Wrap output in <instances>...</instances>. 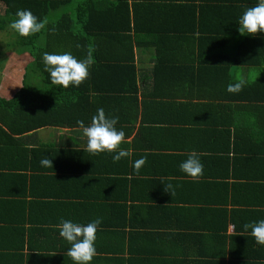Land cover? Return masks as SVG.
I'll return each instance as SVG.
<instances>
[{
    "label": "crops",
    "instance_id": "crops-1",
    "mask_svg": "<svg viewBox=\"0 0 264 264\" xmlns=\"http://www.w3.org/2000/svg\"><path fill=\"white\" fill-rule=\"evenodd\" d=\"M151 13L147 6L140 11L150 31L158 24ZM149 37L133 34L132 64L92 70L90 80L108 91L84 87L61 115L43 106L39 76L25 77L22 65L0 71V97L13 98L25 82L37 86L34 99L43 109L36 119L49 123L25 134V116L4 118L11 128L0 124V264H73L55 225L97 217L91 264H264V246L243 229L264 219V86L229 93L222 66L202 72L217 69L222 78L199 81L201 75L178 70L198 63L192 45L157 63V51L141 45ZM17 57L32 61L28 53ZM229 76L256 81L264 66H233ZM98 108L118 117L115 127L125 132L119 147L129 157L114 163V152L86 150L76 121L88 126ZM192 152L203 164L196 179L179 170ZM44 157L52 166H41ZM140 157L146 162L135 171ZM162 183L172 185L171 193Z\"/></svg>",
    "mask_w": 264,
    "mask_h": 264
},
{
    "label": "trees",
    "instance_id": "trees-1",
    "mask_svg": "<svg viewBox=\"0 0 264 264\" xmlns=\"http://www.w3.org/2000/svg\"><path fill=\"white\" fill-rule=\"evenodd\" d=\"M257 2L258 0H0L3 6V12L0 13V33L10 35L7 41L0 40V71L6 68L9 58L17 57L14 53L20 56L26 53L31 55L32 61L26 66L25 77H40L46 101L43 106L51 107L61 115L77 94L83 95L84 87L92 86L93 91H108L107 88L99 90L96 82L90 80L92 70L105 68L108 63L132 64L135 58L133 34H147L150 42L141 45L153 47L157 51V63L165 60L166 55L167 58L168 55L175 57V53H179L185 43L187 46L184 47L189 50L192 45V55L199 57L198 63L191 61L178 70L201 75L199 81L205 82L207 79L218 80L222 75L219 70L214 69L204 77L203 71L222 66L221 70L229 77L230 83H236L238 80L229 76L231 67L264 66V33L241 36L237 24L243 11ZM145 6L152 12L149 18H156L158 21L157 27L151 31L140 14ZM24 9L30 10L38 20L45 21V27L40 32L28 37L19 36L8 27L15 18L16 11ZM180 23H184L185 27H179ZM233 45L234 54L230 56L226 50ZM123 47L128 48V51H124ZM204 48H207L205 54ZM45 52H70L78 60L90 55L94 63L89 68L88 77L79 86L61 88L52 85L44 71L42 54ZM116 55L125 60H115ZM133 80H136L135 72ZM220 83L221 81L217 82L218 85ZM262 86L264 77L242 84V88L251 91ZM37 91L40 90H30L25 82L13 98L0 97V110L6 109V116H0V124L9 126L4 121L7 116L12 119L25 116L26 124L20 130L22 134L47 126L49 123L45 119L40 122L36 119L39 116L36 111L39 109L42 112L43 109L36 106L34 96ZM45 116L50 117L49 112ZM260 152L262 155L263 151Z\"/></svg>",
    "mask_w": 264,
    "mask_h": 264
},
{
    "label": "clouds",
    "instance_id": "clouds-1",
    "mask_svg": "<svg viewBox=\"0 0 264 264\" xmlns=\"http://www.w3.org/2000/svg\"><path fill=\"white\" fill-rule=\"evenodd\" d=\"M237 24L241 36H254L258 32L264 33V0H258L254 6L245 9L239 16ZM8 27L19 36L28 37L40 32L45 27V21L38 20L30 10H17L15 18ZM42 62L50 83L61 88H68L70 85L79 86L88 77L89 68L94 63L90 55L78 60L70 52L60 54L45 52L42 54ZM242 84L243 81L229 83L226 90L229 93H237L241 90ZM117 122L118 117L106 115L103 108L97 109L88 126H85L83 121L77 120L76 123L82 129L83 136L87 140L86 150L93 154L105 151L114 152L115 154L112 156L114 163L129 157L130 151L119 147L125 140V132L123 129L118 130L115 127ZM145 162V157H140L132 162V167L135 171H139ZM40 164L42 167L52 166L51 160L47 157L42 158ZM179 170L188 177L196 179L202 175L203 164L198 155L192 152L187 159L179 164ZM163 185L170 192L172 185ZM101 222L99 217L87 223L61 218L60 222L55 225L59 236L70 245L66 255L73 264H91L96 255V233ZM243 229H250V235L256 244L264 246V219L245 223Z\"/></svg>",
    "mask_w": 264,
    "mask_h": 264
},
{
    "label": "rangeland",
    "instance_id": "rangeland-1",
    "mask_svg": "<svg viewBox=\"0 0 264 264\" xmlns=\"http://www.w3.org/2000/svg\"><path fill=\"white\" fill-rule=\"evenodd\" d=\"M3 12V6H2V4L0 3V13H2ZM10 38V35L8 34L7 35V33H0V40H3V41H7L8 39ZM14 55H16V56H18L17 54H15L14 53ZM2 55H1V53H0V57H1ZM20 56V55H19ZM22 56V55H21ZM27 60L25 59V58H23V57H17V58H15V60H13V59H11L10 58V61H9V63H7V66H6V69L8 70H10V73H12L13 72V70H19V68H20V66L22 65V67H21V69L24 71V69H25V67H26V65H27V63H25ZM17 71H16V73H17ZM18 77H20V76H18ZM22 77V76H21ZM15 80V79H14ZM27 84V86H28V88L30 89V90H35L36 89V87L37 86H35V85H31V84H29L28 82L26 83Z\"/></svg>",
    "mask_w": 264,
    "mask_h": 264
}]
</instances>
